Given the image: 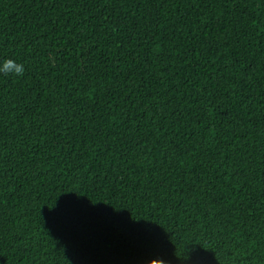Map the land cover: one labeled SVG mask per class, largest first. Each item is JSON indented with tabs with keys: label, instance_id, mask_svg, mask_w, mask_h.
<instances>
[{
	"label": "trees",
	"instance_id": "trees-1",
	"mask_svg": "<svg viewBox=\"0 0 264 264\" xmlns=\"http://www.w3.org/2000/svg\"><path fill=\"white\" fill-rule=\"evenodd\" d=\"M0 264H264V0H0Z\"/></svg>",
	"mask_w": 264,
	"mask_h": 264
},
{
	"label": "clouds",
	"instance_id": "clouds-1",
	"mask_svg": "<svg viewBox=\"0 0 264 264\" xmlns=\"http://www.w3.org/2000/svg\"><path fill=\"white\" fill-rule=\"evenodd\" d=\"M24 72V65L14 60L6 59L0 63V73L20 77L23 76ZM147 264H165V261L162 258H154L147 260Z\"/></svg>",
	"mask_w": 264,
	"mask_h": 264
}]
</instances>
